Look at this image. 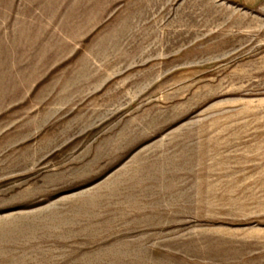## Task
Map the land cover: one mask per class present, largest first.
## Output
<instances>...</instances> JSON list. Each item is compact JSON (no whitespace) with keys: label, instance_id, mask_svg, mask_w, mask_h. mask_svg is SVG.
Here are the masks:
<instances>
[{"label":"rangeland","instance_id":"1","mask_svg":"<svg viewBox=\"0 0 264 264\" xmlns=\"http://www.w3.org/2000/svg\"><path fill=\"white\" fill-rule=\"evenodd\" d=\"M0 264H264V0H0Z\"/></svg>","mask_w":264,"mask_h":264}]
</instances>
